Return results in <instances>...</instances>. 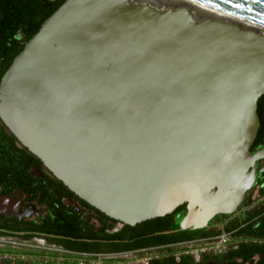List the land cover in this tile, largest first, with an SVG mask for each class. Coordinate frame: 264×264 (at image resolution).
Returning <instances> with one entry per match:
<instances>
[{
  "label": "water",
  "instance_id": "water-1",
  "mask_svg": "<svg viewBox=\"0 0 264 264\" xmlns=\"http://www.w3.org/2000/svg\"><path fill=\"white\" fill-rule=\"evenodd\" d=\"M264 25V0H198ZM200 12V13H199ZM264 34L187 6L65 0L0 79L21 147L117 229L179 232L234 212L254 182Z\"/></svg>",
  "mask_w": 264,
  "mask_h": 264
},
{
  "label": "trees",
  "instance_id": "trees-1",
  "mask_svg": "<svg viewBox=\"0 0 264 264\" xmlns=\"http://www.w3.org/2000/svg\"><path fill=\"white\" fill-rule=\"evenodd\" d=\"M63 0L60 1L62 3ZM60 4L43 13L40 0H0V78L10 66L13 58L22 50L24 43L19 42L16 31L21 27L25 34L24 42L29 40L39 29L42 21L49 17ZM37 14L42 15L37 18ZM262 95L258 104L263 101ZM16 139L12 134L0 135V168L8 166L10 170L22 166L25 171L28 167L36 166L43 169L42 163L26 148H18ZM13 166V168L9 166ZM5 169L2 173L7 172ZM1 173V172H0ZM25 177H16L17 183L22 180L28 182V191L37 194L34 187L38 180L31 173L23 172ZM3 180L2 178H0ZM44 186L40 195L45 203L49 215L41 222H14L4 225L0 222V228L8 227L12 232L4 234L0 232V238H16L22 241H30L34 237L42 238L47 243L61 246L63 249L81 254L122 253L131 252L149 247L191 240L194 236H186L182 232L173 229L174 224L185 213V206L179 207L172 214L144 221L135 226L124 225L116 230L117 221L97 211L83 200L71 193L60 181L54 177H44ZM74 195L76 204L67 205L63 198ZM229 226L227 230L233 229ZM245 232V231H244ZM205 233L201 236H208ZM259 256L258 264H264V245L258 243L243 244L237 251H231L223 256L206 255L203 261L236 263V258L242 257L248 260L252 255ZM11 264L10 261H2ZM150 264H197L193 257L184 256L182 262L177 263L172 257L164 262L152 260Z\"/></svg>",
  "mask_w": 264,
  "mask_h": 264
},
{
  "label": "flooded vegetation",
  "instance_id": "flooded-vegetation-1",
  "mask_svg": "<svg viewBox=\"0 0 264 264\" xmlns=\"http://www.w3.org/2000/svg\"><path fill=\"white\" fill-rule=\"evenodd\" d=\"M60 1L61 0H40L41 8L38 10L43 13L46 10L52 9L57 4L61 5L65 0H63L62 3H60ZM36 17L41 18L42 15L37 14ZM15 37L19 42H23L25 44V34L21 27L16 31ZM257 114L259 118V128L255 140L250 146V153L254 158L253 164L249 168L250 172L254 173L255 179L251 187L245 192L244 197L237 206L236 210L230 214H219L215 216L204 230L182 232L186 236H194L191 240L136 250L152 251L153 253H155V250L161 251L156 255L154 254L153 257L146 263L136 262L135 264H150L152 260L164 262L172 257L177 263H181L182 257L184 256L193 257L195 263L197 264H233L231 262L203 261V257L206 255H213L215 257L223 256L228 252L237 251L243 244L247 243H258L264 245V99L261 101V104H257ZM1 132L5 135L11 134L0 120V135ZM15 145L18 148H22L17 141L15 142ZM9 167L13 168L11 165ZM5 169L8 171L2 173ZM0 172V178H4L3 180L0 179V222L4 225H7L9 222L14 223L19 221L41 222L49 215V211L45 203L41 201L40 195L45 183V175L49 177L53 176L45 170L44 167L43 169H39L36 166H31L23 171L22 166H18L14 170H10L8 166H1ZM23 172L31 173V175L38 178V180L34 183V187L37 189L38 195L35 196L28 191L29 187L26 180H22L21 184L17 183V180H15L19 175H21V177H25ZM74 197V195L67 196L63 198V202L67 205L74 206L76 204ZM229 226H233L234 228L228 231L227 228ZM0 232L8 234L12 231L8 227H3L0 228ZM205 233L209 235L206 237L201 236ZM3 238L5 237H1L0 239ZM204 239H222V242L218 243L215 247H209L204 251H199L198 254H196L197 256L192 253L194 249H184V246H182L187 242ZM63 250L69 252L65 249ZM107 254L118 253L87 255ZM258 262L259 256L257 254L252 255L248 260H244L242 257L236 258V263L238 264H258Z\"/></svg>",
  "mask_w": 264,
  "mask_h": 264
},
{
  "label": "rangeland",
  "instance_id": "rangeland-1",
  "mask_svg": "<svg viewBox=\"0 0 264 264\" xmlns=\"http://www.w3.org/2000/svg\"><path fill=\"white\" fill-rule=\"evenodd\" d=\"M149 1L167 6L177 5L176 0ZM193 244L194 243L191 241L183 244L182 246L191 247ZM160 251L161 250H155L154 254L156 255ZM144 252H125L118 254H107L103 256L100 255L99 257H101L100 259L103 261L102 264H135L136 262L133 259L135 257L139 259L142 258L141 263H145L147 262V259L144 258L148 257L149 252ZM99 257L88 259V261H84L82 257H77V260L76 257L73 258L71 254L67 252L64 253L57 250V248L50 247L49 243L47 242L43 243L38 240L22 241L16 238L0 239V264H4L2 261H10L11 264H78L80 262H82V264H96V261H98Z\"/></svg>",
  "mask_w": 264,
  "mask_h": 264
},
{
  "label": "bare ground",
  "instance_id": "bare-ground-1",
  "mask_svg": "<svg viewBox=\"0 0 264 264\" xmlns=\"http://www.w3.org/2000/svg\"><path fill=\"white\" fill-rule=\"evenodd\" d=\"M132 1L135 3H138V4H148V5L155 6V7H158V6H165L166 7V5L153 3L149 0H132ZM176 1H177L176 3L178 6L179 5L180 6H187L194 11L201 10L207 14L213 15L215 17H218V18H221V19L233 22V23H237V24L244 26V27H247V28L255 29V30L264 34V25H262L260 23H256L254 21H250V20L241 18L237 15H234L233 13L224 11L222 9H218L216 7H213V6H209V5L202 3L198 0H176Z\"/></svg>",
  "mask_w": 264,
  "mask_h": 264
},
{
  "label": "built area",
  "instance_id": "built-area-1",
  "mask_svg": "<svg viewBox=\"0 0 264 264\" xmlns=\"http://www.w3.org/2000/svg\"><path fill=\"white\" fill-rule=\"evenodd\" d=\"M32 240H38V241H40V242H43V243H45L46 241L44 240V239H42V238H33ZM31 241V240H30ZM222 242V239H220V240H214V239H204V240H195V241H192V243H194L193 245H191V247H189V246H186V247H184V249L186 248V249H194L193 250V252L192 253H194L195 255L196 254H198V252L199 251H204V250H206L207 248H209V247H215L218 243H221ZM50 245V247H53V248H57V250H59V251H61V252H66V251H64L63 249H62V247L61 246H56V245H52V244H49ZM142 253V252H144V251H132V252H130V253ZM145 252H149V254H148V257L147 258H144V259H147L146 261H148V260H150L152 257H153V255H154V253H152V251H145ZM144 252V253H145ZM67 253H69V254H71V256L73 257V258H75L76 257V259L78 260V258L77 257H82L83 259H84V261H88V259H92V258H97V257H99L100 255H87V254H81L80 256H76V254H74V253H70V252H67ZM103 256V255H102ZM127 256V255H126ZM197 256V255H196ZM101 257H99V259H98V261H96L97 263L96 264H102V260L100 259ZM103 258H105V257H103ZM126 258V257H125ZM134 259V261L135 262H142L141 261V259H139V258H137V257H135V258H133ZM72 260H74V259H72ZM80 260V259H79ZM130 260V259H129ZM146 263V262H145ZM78 264H82V262H80V263H78Z\"/></svg>",
  "mask_w": 264,
  "mask_h": 264
}]
</instances>
